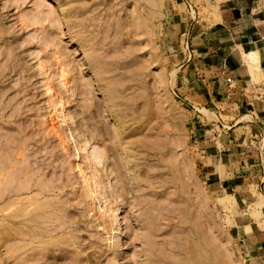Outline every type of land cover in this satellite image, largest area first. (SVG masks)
Listing matches in <instances>:
<instances>
[{
  "label": "rangeland",
  "instance_id": "obj_1",
  "mask_svg": "<svg viewBox=\"0 0 264 264\" xmlns=\"http://www.w3.org/2000/svg\"><path fill=\"white\" fill-rule=\"evenodd\" d=\"M168 2L0 0V264H158L195 236L211 256L216 230L253 264L245 226L261 229L264 195L205 175Z\"/></svg>",
  "mask_w": 264,
  "mask_h": 264
},
{
  "label": "crops",
  "instance_id": "obj_2",
  "mask_svg": "<svg viewBox=\"0 0 264 264\" xmlns=\"http://www.w3.org/2000/svg\"><path fill=\"white\" fill-rule=\"evenodd\" d=\"M169 1L177 89L191 107L205 175L231 192L250 182L264 195V0ZM253 48L260 78L243 56ZM251 231L247 252L264 264V224Z\"/></svg>",
  "mask_w": 264,
  "mask_h": 264
},
{
  "label": "bare ground",
  "instance_id": "obj_3",
  "mask_svg": "<svg viewBox=\"0 0 264 264\" xmlns=\"http://www.w3.org/2000/svg\"><path fill=\"white\" fill-rule=\"evenodd\" d=\"M152 2L153 1H150V3L152 4ZM154 3V2H153ZM154 5H156V4H152V6H154ZM159 5V4H158ZM158 8V7H157ZM193 11V10H192ZM154 12H155V10H154ZM192 13V12H191ZM243 56H244V60L246 61V64H247V66H248V68H249V71H250V74L253 76V78H258L259 77V74L261 73V71H260V63H261V59H260V55H259V53H258V51H257V49L256 48H253V49H250L249 51L247 50L246 52H243ZM245 63V62H244ZM176 72V71H175ZM174 75V74H173ZM172 75V76H173ZM262 76V75H261ZM260 78V77H259ZM264 104V103H263ZM202 111L203 112H205V110L204 109H202ZM206 113H207V111H206ZM205 113V114H206ZM207 115V114H206ZM208 115H209V113H208ZM213 116H214V114H213ZM209 117V116H208ZM212 117V116H211ZM201 188L202 187H200L199 185L198 186H196V189H197V191H198V193L199 194H203L202 193V190H201ZM29 189V188H28ZM224 189V188H223ZM225 192H227L226 190H224ZM255 192V191H254ZM230 193V192H229ZM225 194L224 195V197L223 198H221V197H218L217 199H218V202L220 203V204H222L223 202H225V204H228V202H229V200H230V194ZM256 193V192H255ZM206 194V193H205ZM257 194V193H256ZM204 195V194H203ZM202 195V196H203ZM229 195V196H228ZM261 194H258V196H260ZM237 196V195H236ZM204 197H205V195L202 197V202L204 203V205L206 206V198H205V200H204ZM240 201V200H239ZM38 202V201H37ZM46 206V204L45 203H39L38 204V207H35V208H33V209H31V210H33V214H34V216H39V215H41L43 212H42V210H43V208ZM203 207V208H205L206 210H207V208L206 207ZM30 208H32L31 207V205L29 206ZM28 207V208H29ZM49 207V206H48ZM27 208V209H28ZM49 208H51V207H49ZM26 209V211L29 213V211ZM30 210V211H31ZM44 210H47V207L46 208H44ZM50 210V209H49ZM55 210V209H54ZM56 211H57V209H56ZM205 211V210H204ZM49 212V211H48ZM61 212V211H60ZM261 211H259V210H255V211H253L252 212V216H254V218H256V217H258V219L261 217V213H260ZM27 213V214H28ZM41 213V214H40ZM46 213V212H45ZM51 213V212H50ZM30 214V213H29ZM36 214V215H35ZM213 214V213H212ZM263 214V213H262ZM45 215H47V213L45 214ZM57 216H58V214H56ZM36 216V217H37ZM53 216H55V213H53ZM62 217H64L63 215H61ZM202 216V215H201ZM28 217H30L31 218V216H28ZM33 217V216H32ZM41 217V216H40ZM48 217V216H47ZM47 217H45V218H43L44 220H45V222H47L46 220H47ZM56 217V216H55ZM66 217V216H65ZM210 217H211V223L214 225V226H212L213 228L215 227V228H218V226H219V224H216V222L214 221V219H213V217L210 215ZM34 218V217H33ZM48 218H50V217H48ZM59 218V217H58ZM67 218V217H66ZM39 219V218H38ZM42 219V220H43ZM51 219H55L54 217L53 218H51ZM56 219H57V217H56ZM210 219V218H209ZM34 220V219H33ZM41 220V221H42ZM43 220V221H44ZM59 220V219H58ZM63 220H64V218H63ZM68 220V219H67ZM42 221V223H45V222H43ZM51 221H53V220H51ZM61 221V220H60ZM49 222V221H48ZM55 222H58V221H55ZM61 223V222H60ZM66 223V222H65ZM70 223V222H69ZM68 223V224H69ZM252 222H250V223H248L245 227H247V229H249V230H251L252 229V227H251V224ZM41 224V223H40ZM49 224V223H48ZM55 224V223H54ZM59 224V223H58ZM42 225V224H41ZM51 225H53V224H51ZM66 225V224H65ZM44 227H46V225L45 226H43V230H44ZM48 227H51L50 225L48 226ZM47 227V228H48ZM67 227V226H66ZM71 227V226H70ZM54 228H56L54 231H57V229H61V230H64V228L62 227V228H59L58 226H56V227H54ZM67 229H68V227H67ZM72 229V228H71ZM190 229V228H189ZM41 231V233H44V231ZM51 234L50 235H53V233H54V231L53 232H51L49 229H47ZM66 230V229H65ZM197 230V229H196ZM216 230V229H215ZM218 230H221V229H219L218 228ZM48 231H47V235L49 234L48 233ZM59 231V230H58ZM67 231V230H66ZM68 231H70V228H69V230ZM67 231V232H68ZM199 231V230H198ZM30 232V231H29ZM28 232V233H29ZM62 232H64V231H62ZM66 232V233H67ZM217 230H216V236L215 237H212V236H210V237H212L213 238V240H210V241H212V244H213V246L215 247V253H210L211 254V256L209 255V252H207V250L203 247V243H205V242H203V243H201L200 241H199V238L196 240L195 238H196V236H195V238H192V240H188L187 239V242H183V243H180L179 242V239H175V240H178V242H176V244L174 243L175 241H173L174 239L173 238H171V239H173L172 241H173V243L175 244V248H172V249H174V251L176 250V256H177V258L175 259V260H171V261H169V262H166V260H163V259H161V258H158L159 260H158V264H221V261H220V259L221 260H225V261H227V259H228V261L227 262H225L226 264H229L230 262H232L231 261V259H233V264H235V262H236V264H238V263H240V262H237L236 261V259L233 257H230L231 256V253L230 254H226V253H224V249L222 248V246L219 244V241L220 242H222L220 239L221 238H219V233L221 234V232L222 231H219V233H218V235H217ZM247 232H249V231H247ZM27 233V234H28ZM40 233V234H41ZM45 233H46V230H45ZM55 233H57V232H55ZM54 233V234H55ZM65 233V232H64ZM63 233V234H64ZM65 233V234H66ZM69 233H71V232H69ZM190 233V232H189ZM192 233V232H191ZM198 233H201V231L200 232H198ZM29 234H33V233H29ZM62 234V235H63ZM187 234V233H186ZM197 234V233H196ZM223 234V233H222ZM36 235H38V234H36L35 233V235H32L33 237L35 236L36 237ZM45 235V234H44ZM57 236H59L58 234H56ZM55 235V236H56ZM62 235H60V236H62ZM72 236L74 235V234H71ZM70 235V236H71ZM172 235V234H171ZM170 235V236H171ZM191 235V234H190ZM38 236H40V235H38ZM46 236V235H45ZM43 237V238H45L46 239V237ZM70 236H68V238L67 239H70ZM71 236V237H72ZM173 236V235H172ZM171 236V237H172ZM199 236H200V234H199ZM222 236V235H221ZM226 236V235H225ZM33 237H31V239L33 238ZM42 237V236H41ZM41 237H39V238H41ZM189 237V236H188ZM42 238V239H43ZM47 238H48V236H47ZM72 238H75V237H72ZM175 238H177V237H175ZM202 238V237H201ZM200 238V239H201ZM211 238V239H212ZM224 238V237H223ZM230 238V237H229ZM226 239L227 241L225 242V244L227 243L228 244V242H229V240L230 239ZM39 240V239H38ZM65 240H66V238H65ZM74 240V239H73ZM202 240H204V239H202ZM201 240V241H202ZM30 241V240H29ZM32 241V240H31ZM30 241V242H31ZM51 242H53L52 240H50ZM50 241H48L49 243H51ZM68 241H70V242H74V241H71V240H68ZM67 241V242H68ZM171 241V242H172ZM40 243H42V241L40 242ZM223 243V242H222ZM173 244V245H174ZM30 245V244H29ZM204 245H206V244H204ZM209 245V244H208ZM212 246V245H211ZM210 247V246H209ZM228 250L230 249L229 247H226ZM31 249H33V248H31ZM30 250V249H29ZM174 251H172V253L174 252ZM210 251V250H209ZM231 251V250H230ZM213 252V251H212ZM226 252V251H225ZM154 254H152L151 256H149L148 257V259H147V261L149 262V263H146V264H154V260H153V256ZM174 256V255H173ZM164 258L166 257V255L165 256H163ZM251 257L253 258V260L254 261H252L253 262V264H259V262H257L256 261V259H254V255H251ZM157 258V257H156ZM251 258V259H252ZM174 259V258H173ZM169 260H170V258H169ZM157 261V260H156ZM155 261V262H156ZM222 261V262H223ZM52 263V262H51ZM55 264H56V262H55ZM58 264V263H57ZM232 264V263H231Z\"/></svg>",
  "mask_w": 264,
  "mask_h": 264
}]
</instances>
